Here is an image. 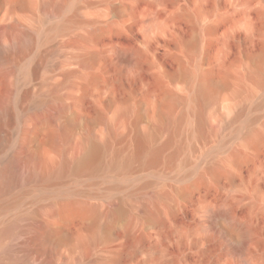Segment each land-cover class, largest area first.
Returning <instances> with one entry per match:
<instances>
[{"label": "rangeland", "instance_id": "1", "mask_svg": "<svg viewBox=\"0 0 264 264\" xmlns=\"http://www.w3.org/2000/svg\"><path fill=\"white\" fill-rule=\"evenodd\" d=\"M13 31L34 40L17 49ZM0 91L14 110L0 160L23 156L34 111L53 119L27 148L51 170L86 135L109 142L0 211V230L17 224L0 264H264V0H0ZM53 200L98 215L51 216ZM39 221L52 241L14 259Z\"/></svg>", "mask_w": 264, "mask_h": 264}, {"label": "bare ground", "instance_id": "2", "mask_svg": "<svg viewBox=\"0 0 264 264\" xmlns=\"http://www.w3.org/2000/svg\"><path fill=\"white\" fill-rule=\"evenodd\" d=\"M64 2L59 1L53 12L56 14H60L64 9ZM62 25H55L53 29L60 30ZM12 39L16 40L14 43V47L20 49L24 44H30L34 40V37L31 33L27 31H13ZM12 52V50H11ZM11 55V53H10ZM9 55V56H10ZM85 57H90V53L84 52ZM5 57V56H4ZM6 59V57H5ZM183 75H188L186 72ZM200 91L208 90V82L207 77L203 76L202 80L199 84ZM12 101L10 95L7 91H0V123L4 121H8L12 118L14 114L13 107L11 106ZM68 106L66 104H58L55 106V113L58 116H66L68 114ZM53 119L52 114L47 115L44 113L34 111L32 115L33 126L29 128H24L20 133L22 135L23 140L25 141V147L23 149V156L16 157H7L3 160H0V211L6 210L7 208L18 204L23 196L28 192L30 186L39 184L40 182L54 177H59L64 175L67 172H71L74 174L81 173L86 169H90L95 162H97L103 152L108 148L109 142L99 143L95 141L90 135L84 136L79 143H77L74 148V156L72 159H69L64 154L59 161V165L57 169H50V159H47L40 153L31 152L27 148V144L29 145L34 140L33 128L36 127H44L48 125L49 122ZM46 127V126H45ZM2 128V127H1ZM3 129V128H2ZM3 132V131H2ZM156 135L155 131H150L146 136L139 135L137 137V145L134 149L132 157L140 158L144 148H145V139L152 138ZM171 139V138H169ZM254 140H261V133H254L252 136ZM10 137L4 134H0V150L4 149L5 145L10 141ZM256 141V142H257ZM34 143V142H33ZM58 141L54 140V147H57ZM20 147V146H19ZM30 149V148H29ZM0 151V152H1ZM19 192V194L13 196L12 194ZM116 205V204H115ZM42 207V206H41ZM113 208V207H112ZM35 211V210H34ZM46 211L51 216H60L63 218H70L75 213H92L94 215H98V211L94 206H85L82 204L70 203L68 205H58L56 201H52L49 203ZM115 212L117 215H123L125 213L124 209L121 206H116ZM226 215V212H224ZM223 213V214H224ZM225 217V216H222ZM227 217V216H226ZM228 219V218H227ZM61 220V219H60ZM229 224V223H228ZM234 226H238L239 224L230 221ZM39 232H35L30 235L29 240L26 242L27 245L21 249L20 254L15 256L16 260H29L35 256V254L39 251L38 245H42L43 247L48 243L50 239V234L53 232L52 228L49 227L46 223L40 222L36 224ZM241 228V227H240ZM17 224L13 221L10 222L6 227L0 230V239L10 238L11 236L16 234ZM243 229V228H242ZM28 232V231H27ZM28 239V238H27ZM34 242L33 244H31ZM23 243V242H22ZM51 243V242H50ZM38 244V245H37ZM55 245V244H54ZM43 249V248H42ZM12 250V245H6L5 251L10 252Z\"/></svg>", "mask_w": 264, "mask_h": 264}]
</instances>
